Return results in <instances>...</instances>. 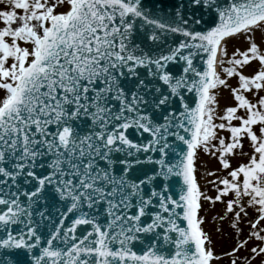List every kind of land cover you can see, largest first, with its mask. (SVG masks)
I'll return each mask as SVG.
<instances>
[{
	"label": "snow or ice",
	"instance_id": "6c2138e0",
	"mask_svg": "<svg viewBox=\"0 0 264 264\" xmlns=\"http://www.w3.org/2000/svg\"><path fill=\"white\" fill-rule=\"evenodd\" d=\"M189 5L215 8L212 26L190 30ZM199 151L231 169L206 173L214 196ZM229 194L223 255L264 264V0H188L167 21L142 0H0V264H211L199 211Z\"/></svg>",
	"mask_w": 264,
	"mask_h": 264
},
{
	"label": "rangeland",
	"instance_id": "374dc122",
	"mask_svg": "<svg viewBox=\"0 0 264 264\" xmlns=\"http://www.w3.org/2000/svg\"><path fill=\"white\" fill-rule=\"evenodd\" d=\"M66 4L59 8L58 10H64ZM260 39V33H257V40ZM246 41L244 40L243 36L233 37L229 40L227 45L228 55L231 56L232 52L236 48L243 49L246 47ZM255 63H253L250 67L246 68V72H251L252 69L255 67ZM229 83L232 86L236 84V78H230ZM218 99H219V109L221 111L225 106L229 104H233L234 100L232 99L231 93L228 88H221L218 92ZM222 114V112H221ZM225 136H228L229 133L224 132ZM237 150V154L233 156H229L228 158L231 161V167H237L241 163H246L249 155L251 153V146L250 142L247 140L245 141L244 148L242 150ZM197 175H198V182L201 186V190L205 191L208 195H216L215 188L212 187L208 181L213 180V176H208L206 173L211 172L212 170H216V176H225L231 170L223 169L219 160L216 157L209 156L208 154L204 153L203 151H199L198 160H197ZM230 178V177H229ZM231 198V194L229 196L224 197L223 201H216L215 203L209 201H202V208L200 212V216L204 217L202 222V228L210 237L212 243L208 245L214 249L216 256L219 259H214L213 264H230V260L233 257L223 255L224 253H228L231 249L235 246L234 243L237 242V235L235 230L231 227V219L232 214L229 213L224 220L218 219L220 216L225 215V208H226V201L227 199ZM246 199V198H245ZM255 215V209H248V217H245L241 222V228L243 232L241 233L239 238H244L249 231V225L247 220L252 218ZM260 243L259 240H250L248 244V248H251L253 245ZM236 244V243H235ZM248 249H241L239 255L245 256L248 255ZM253 264H259V258L253 261Z\"/></svg>",
	"mask_w": 264,
	"mask_h": 264
},
{
	"label": "water",
	"instance_id": "95a60500",
	"mask_svg": "<svg viewBox=\"0 0 264 264\" xmlns=\"http://www.w3.org/2000/svg\"><path fill=\"white\" fill-rule=\"evenodd\" d=\"M229 0H217V3L221 6H227ZM144 7L146 10L150 11L152 14V18H163L164 20H169L172 17L173 10L180 4H188V0H142ZM195 13L197 20H200V17H203V20H200L199 23L193 24L191 19V13ZM185 18L188 21V26L190 30L196 31H205L208 27L212 26V21L216 19L215 8L212 10L194 8L189 5L188 8L185 9ZM139 19V18H138ZM168 44L167 47H171L174 43H178L181 40H184L185 37L180 34H168ZM164 50V46L161 47V51ZM178 65L182 62H173ZM199 155V153H198ZM198 160V157H197ZM196 160V166H197Z\"/></svg>",
	"mask_w": 264,
	"mask_h": 264
},
{
	"label": "bare ground",
	"instance_id": "6f19581e",
	"mask_svg": "<svg viewBox=\"0 0 264 264\" xmlns=\"http://www.w3.org/2000/svg\"><path fill=\"white\" fill-rule=\"evenodd\" d=\"M217 70H219V64L217 65Z\"/></svg>",
	"mask_w": 264,
	"mask_h": 264
}]
</instances>
